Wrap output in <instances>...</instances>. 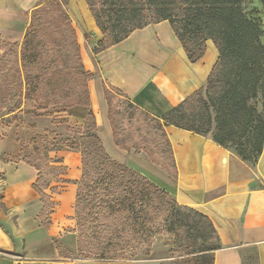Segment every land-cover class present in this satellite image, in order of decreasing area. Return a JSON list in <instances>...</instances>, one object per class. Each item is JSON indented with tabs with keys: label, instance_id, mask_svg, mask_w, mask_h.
Here are the masks:
<instances>
[{
	"label": "trees",
	"instance_id": "16d2710c",
	"mask_svg": "<svg viewBox=\"0 0 264 264\" xmlns=\"http://www.w3.org/2000/svg\"><path fill=\"white\" fill-rule=\"evenodd\" d=\"M101 38L94 54L122 41L136 29L167 20L190 62L199 60L206 41L215 45L218 56L205 83L160 116L135 106L119 88L103 81L107 117L114 143L123 149L144 151L149 159L176 176L172 146L166 125L210 136L217 144L255 163L264 143V28L258 10L245 9L250 0H84ZM264 6V0H260ZM85 38L89 39L88 34ZM0 117L32 100L31 112L53 116L74 105H90L88 80L93 73L83 69L80 45L66 2L46 0L30 11L21 43L0 40ZM122 97L125 108L114 99ZM52 106V110L48 108ZM59 109V110H57ZM140 136L130 142L124 123L139 121ZM53 123L65 119L53 118ZM79 134V143L56 140L38 133L16 154L4 161H24L37 170L32 184L42 202L41 225L48 229L55 202L52 180L67 183L59 175L65 166L49 153L69 143L81 157L77 182L75 219L77 255L81 258L127 259L136 254L135 243L150 244L154 235L171 233L172 244L181 251V264L197 262L200 256L219 247L209 218L179 204L164 188L143 173L114 160L96 131L95 116L88 111L82 127H67ZM86 191L98 208L78 210L80 193ZM102 199H106L105 201ZM102 201V202H101ZM100 202V204H99ZM91 218L93 229L85 224ZM95 236L90 241L87 232ZM199 239V241H197ZM214 239L215 243L208 244ZM131 243V244H130ZM130 247L131 254L125 252ZM59 252L62 247L56 243ZM67 255H71L66 251ZM112 255V256H106ZM212 256L206 264H212Z\"/></svg>",
	"mask_w": 264,
	"mask_h": 264
},
{
	"label": "crops",
	"instance_id": "0c3cea01",
	"mask_svg": "<svg viewBox=\"0 0 264 264\" xmlns=\"http://www.w3.org/2000/svg\"><path fill=\"white\" fill-rule=\"evenodd\" d=\"M44 1L0 0V40L21 43L30 11ZM66 3L83 66L94 74L88 80L90 105H74L53 116L39 115L31 112L34 102L25 99L19 109L0 117V264H170L172 235L167 240L155 238L148 254L138 253L127 259L77 255L74 202L81 177L80 153L63 150L62 154H53L60 160L53 164L66 168L59 177L69 182H50L57 190L47 191L55 202L48 229L41 225L38 215L42 202L32 187L37 170L24 161L2 159L4 153L14 155L22 147L31 150L29 141L38 133L73 138L74 132L67 127H82L88 111L94 114L97 134L114 160L153 182L156 179L149 171L156 174L161 185L155 183L179 204L209 218L219 244L211 252L212 264H264V143L259 157L251 163L210 136L166 125L176 164L173 177L144 151L117 146L107 117L103 81L121 89L139 109L160 116L205 83L218 56L213 42L207 40L203 56L190 62L169 22L162 20L136 29L122 41L94 54L92 48L101 32L86 2ZM85 43L89 48L88 63L83 56ZM53 118L65 121L53 123ZM56 243L63 252H59Z\"/></svg>",
	"mask_w": 264,
	"mask_h": 264
},
{
	"label": "rangeland",
	"instance_id": "374dc122",
	"mask_svg": "<svg viewBox=\"0 0 264 264\" xmlns=\"http://www.w3.org/2000/svg\"><path fill=\"white\" fill-rule=\"evenodd\" d=\"M40 1H42V0H40ZM60 1L61 2H66V0H60ZM38 3H40V2H38ZM252 8H256L258 10V15L263 20V28H264V6H263V4L261 3L260 0L246 1L245 2L246 11L249 12ZM80 37L82 39V36H80ZM80 42H82V41L80 40ZM82 49H83V56L85 58V61H86V63H88L89 48L87 47L86 43L82 44ZM0 52H1V50H0ZM83 69L86 70L84 66H83ZM114 101L117 104H119V106H122L123 108H125L126 103L124 102V99L122 97L118 96V97H116L114 99ZM52 108L53 107L50 106L48 108V110H52ZM57 110H59V109H57ZM141 125H142V116H141V119L139 121H133V123L125 122L124 123V127H125L126 131H125V133L123 135L128 137V140L130 142H135L138 139V137L141 135L140 132L138 131V128ZM50 138L54 139V140L57 139L53 135ZM78 138H79V134L74 132V137L73 138H69V140L71 142H74V143L78 144L79 143V139ZM58 139H62V138H58ZM58 147L60 149L51 151L49 153L50 156H53V154H55V153H56V156H57L58 153L62 154L61 151H63V150L71 152L70 154H72L73 152H76L77 154L80 153L78 149L69 146V143H58ZM63 154H65V153H63ZM56 156H53V158L56 159ZM149 173H151L150 175H151L152 178L156 179L155 182L157 184L161 185V183L158 181V179L161 180V178L159 176H157L156 174L150 172V171H149ZM80 200L81 201H80V203L78 205V210H82V212H85V213L88 212L89 210H93L92 211L93 214H94L93 218H95V213L98 210V208L95 207V204L97 202L91 200V196L88 195L85 190L82 193H80ZM102 200L105 201L106 199H102ZM99 204H100V202H99ZM74 210H75V205H74ZM74 217H75V212H74ZM85 224H86L87 227L93 229V227L96 224V222L93 221L91 218H89V219L85 220ZM171 235H172L171 233H158V234L154 235L153 241L155 240V238H161V239L167 240L168 237L171 236ZM94 236H95V234H94L93 230H90V231L87 232L86 237L88 238V240L92 241ZM197 241H199V239ZM207 242H208V244H213V243H215V240L214 239H210ZM134 246L136 248V254L135 255H137L138 253L139 254H148L149 253V248L151 246V243L150 244H147V243H135ZM125 252H126V254L128 256L131 254V250H130L129 246H126ZM170 252L171 253H170L169 257L171 258V260L169 261V263L170 264H181L180 260L183 257L181 251H179V250L175 249V247H173V249H171ZM106 256H112V255H106ZM210 256H211V252L207 254V257H203V255L200 256V258H199V260L197 262H192L191 264H206L207 263V259ZM106 259H108V258H106Z\"/></svg>",
	"mask_w": 264,
	"mask_h": 264
}]
</instances>
